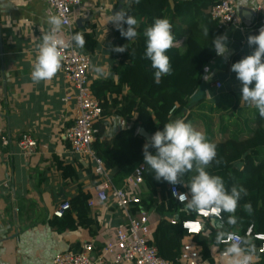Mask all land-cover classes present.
<instances>
[{
  "label": "trees",
  "instance_id": "16d2710c",
  "mask_svg": "<svg viewBox=\"0 0 264 264\" xmlns=\"http://www.w3.org/2000/svg\"><path fill=\"white\" fill-rule=\"evenodd\" d=\"M215 3L174 1L170 11V0H122L120 20L106 43L111 57L120 58L112 68L117 82L99 79L91 85L103 108L93 147L113 169L117 186L144 164L151 195L144 196L142 206H155L161 216L153 244L164 259L175 264L186 236L182 222L196 218L200 207L222 210L221 219L206 220L208 237H197L207 257L210 246L220 245L229 232L240 234L245 243L250 241L245 234L249 227L255 234L264 233V90L257 97L259 104L251 118L255 126L250 131L244 132L235 119L231 122L235 128L229 133V125L221 124L224 130L219 140H214L215 133L202 139L192 130V125H200L198 118L206 120L205 115L193 112L192 97L203 85L206 67L218 55L224 32L209 12ZM75 32L81 51L90 55L101 46L94 31L76 28ZM254 47L264 70V41H257ZM234 62L241 73L248 70L245 58L237 56ZM253 95L243 94L246 99ZM114 113L131 126L107 142L103 138L105 120ZM177 115H181L180 122L176 119L179 123L173 126L172 118ZM138 128L149 134L164 133L147 141L137 135ZM207 129H212L210 124ZM172 185L188 191L189 203L172 197ZM158 196L160 203L154 201ZM88 198L85 193L76 195L71 208L62 217H55L51 225L59 231L80 226L91 229L94 221L86 208ZM173 216L178 217L175 224L169 219ZM260 263L264 264V254Z\"/></svg>",
  "mask_w": 264,
  "mask_h": 264
},
{
  "label": "crops",
  "instance_id": "0c3cea01",
  "mask_svg": "<svg viewBox=\"0 0 264 264\" xmlns=\"http://www.w3.org/2000/svg\"><path fill=\"white\" fill-rule=\"evenodd\" d=\"M174 1L184 0H170V11ZM236 1L238 11L240 7L247 8L242 12L243 17L239 16L249 29L241 31L230 27L224 30L218 55L206 67L203 85L192 97L193 112L206 118L203 128L197 123L192 125L193 132L202 139L207 133H215L214 140H219L224 130L221 124L229 125L226 132L229 133L235 128L231 123L235 120L244 132L250 131L255 126L251 118L259 104L257 97L264 90V81L258 88L241 90L240 94L234 93L240 86L238 82L235 86L232 81L229 87L226 84L237 56L246 59L248 68L252 60H257L263 70L256 57L254 44L257 40L251 27L258 18L257 6L264 4V0ZM85 2L93 4V8L90 12L83 11L76 28L94 31L101 45L90 54V81L112 78L117 82L112 68L120 58L111 57L106 43L112 39L113 29L120 20L122 0ZM57 23L48 4L42 0H0V129L13 139L10 147L0 150V181H9V187L0 195V264H53L58 252L75 251L85 243H94L96 251L100 252L117 228L127 224L126 216L115 206L88 205L99 179L86 157L71 153L64 136L76 118V91L62 73L41 68L36 63ZM217 82L222 83V90L215 86ZM245 92L256 95L246 99ZM189 112L191 110L186 111ZM180 117L172 118L173 126L180 122ZM105 124L103 138L107 142L131 126L118 113L107 118ZM208 124L212 129H207ZM23 135L31 136L38 143L30 156L23 154L16 145L15 141ZM109 170L114 174L113 169ZM79 193L89 195L86 208L94 225L91 229L80 226L59 231L50 223L56 217L54 210L64 201L71 202ZM149 195L148 191L142 196ZM152 217L156 229L161 216L156 212Z\"/></svg>",
  "mask_w": 264,
  "mask_h": 264
},
{
  "label": "built area",
  "instance_id": "2783aa9c",
  "mask_svg": "<svg viewBox=\"0 0 264 264\" xmlns=\"http://www.w3.org/2000/svg\"><path fill=\"white\" fill-rule=\"evenodd\" d=\"M57 19V25L40 50L36 63L41 68H52L63 74L69 85L75 89L76 99L74 125L65 132V139L70 145V151L77 156L86 157L93 165V173L98 182L93 188V195L88 199V205L96 204L115 206L124 213L126 226L119 227L115 235L109 238L100 252L96 251L94 243H85L79 251L58 252L53 264H175L164 259L154 241L153 214L155 206L146 209L142 206L143 193L148 192L144 179L145 166L138 165L125 179L122 187L115 185L111 172L104 159L100 157L93 144L96 140V124L101 119L103 108L100 100L91 88L89 72L91 57L80 50L76 41V22L78 17L90 12L93 4H86L85 0H42ZM90 10V11H89ZM100 12L103 8L100 7ZM210 14L218 21L219 28L226 30L230 27L245 31L240 19L236 0H216L211 6ZM258 18L251 27L257 41H264V4L256 9ZM215 86L222 88V83ZM175 106L170 114H174ZM141 128L137 133L141 135ZM16 145L26 156L32 155L37 148V141L29 135H23ZM13 139L0 129V150L10 147ZM9 187V181H0V195ZM172 197L181 203H189L187 190H180L176 185L170 187ZM154 201L160 203V196ZM139 206V207H138ZM71 208L70 201L62 202L54 210L56 217H62ZM136 208V210H135ZM135 210V211H134ZM197 217L182 222L186 236L182 241V248L177 264H261L264 254V233H253L249 227L246 236L250 239L245 243L240 234L229 232L220 245H211L210 253L205 256L204 248L197 237H208L206 220L221 219L222 210L217 206L200 207L196 210ZM171 223L178 221L177 216L169 218ZM246 248L251 251L246 250Z\"/></svg>",
  "mask_w": 264,
  "mask_h": 264
},
{
  "label": "rangeland",
  "instance_id": "374dc122",
  "mask_svg": "<svg viewBox=\"0 0 264 264\" xmlns=\"http://www.w3.org/2000/svg\"><path fill=\"white\" fill-rule=\"evenodd\" d=\"M231 81L234 83L233 86H235L237 82L239 83L240 86H238L236 90L234 89V93L240 94L241 90H247L253 87L258 88L259 86H261V82L264 81V71L260 68L258 61L255 59L252 60V62L249 64L248 70L243 73L239 71L238 65L236 63H233L232 73L230 75V78H228V81L226 82L228 87L229 85H231ZM233 95L236 96L237 94ZM206 106H208V104H206ZM198 120L201 127L203 128L204 124L202 120L199 118ZM215 128H217L216 125Z\"/></svg>",
  "mask_w": 264,
  "mask_h": 264
},
{
  "label": "water",
  "instance_id": "95a60500",
  "mask_svg": "<svg viewBox=\"0 0 264 264\" xmlns=\"http://www.w3.org/2000/svg\"><path fill=\"white\" fill-rule=\"evenodd\" d=\"M247 10L246 7H240L239 9V14L240 16H242V12ZM253 12V11H252ZM243 17V16H242ZM247 24H249V22L245 21ZM81 23V22H80ZM141 135H143L144 137H146L148 140H151V139H155L157 137H159L160 135H162L164 133V131H159L157 133H154V134H149L147 131H145V129L141 128Z\"/></svg>",
  "mask_w": 264,
  "mask_h": 264
}]
</instances>
